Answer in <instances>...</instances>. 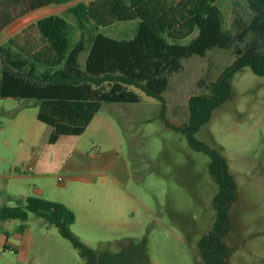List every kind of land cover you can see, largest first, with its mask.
Instances as JSON below:
<instances>
[{
  "label": "rangeland",
  "instance_id": "1",
  "mask_svg": "<svg viewBox=\"0 0 264 264\" xmlns=\"http://www.w3.org/2000/svg\"><path fill=\"white\" fill-rule=\"evenodd\" d=\"M89 1L33 12L0 34V44L51 14L68 21L74 43L82 31L69 9ZM216 4L223 30H231L234 9L244 21L252 16L245 0ZM137 23L119 22L99 32L129 39ZM84 33L82 67L90 26ZM234 62L232 49L193 56L170 78L162 99L132 88L140 102L105 103L83 134L62 136L55 144L48 143L51 128L36 118L38 101L0 99V208L24 205L27 197L62 203L75 215L72 236L96 255L126 252L129 264H208L199 244L218 218L219 185L208 154L172 126L188 124V100L202 91L199 81L209 84L231 72L230 97L193 136L223 158L235 183L221 236L229 252L221 264H264V76L248 66L235 70ZM85 263L53 223L33 213L26 221L0 220V264Z\"/></svg>",
  "mask_w": 264,
  "mask_h": 264
},
{
  "label": "trees",
  "instance_id": "2",
  "mask_svg": "<svg viewBox=\"0 0 264 264\" xmlns=\"http://www.w3.org/2000/svg\"><path fill=\"white\" fill-rule=\"evenodd\" d=\"M71 1L0 0V34L33 12ZM217 1L79 2L69 9L82 31L74 43L64 17L51 14L39 18L0 44V99L38 101L36 118L51 128L48 143L55 144L62 136L83 134L105 103L140 102V95L132 88L162 99L170 78L183 70V62L193 56L204 57L213 48L232 49L235 70L248 66L264 76V0H245L252 14L249 21L234 9L231 30L222 28ZM131 21L138 23L129 39L99 32L100 28ZM86 25L93 35L82 67L79 58L87 50ZM188 38L187 43H180ZM231 74L209 84L199 81L202 91L188 100V124L182 128L172 126L185 133L195 148L208 154L210 173L219 185L215 199L218 218L212 232L199 244L208 264H221L229 252L221 236L228 228L226 210L234 198L235 183L223 158L193 135L230 97ZM28 213L53 223L80 249L85 264H129L126 252L119 256L96 255L80 244L69 230L75 215L62 203L27 197L24 205L1 207L0 220L26 221Z\"/></svg>",
  "mask_w": 264,
  "mask_h": 264
},
{
  "label": "built area",
  "instance_id": "3",
  "mask_svg": "<svg viewBox=\"0 0 264 264\" xmlns=\"http://www.w3.org/2000/svg\"><path fill=\"white\" fill-rule=\"evenodd\" d=\"M28 170L30 171L31 170V167H29ZM59 180H60V182H63V179L60 178Z\"/></svg>",
  "mask_w": 264,
  "mask_h": 264
},
{
  "label": "crops",
  "instance_id": "4",
  "mask_svg": "<svg viewBox=\"0 0 264 264\" xmlns=\"http://www.w3.org/2000/svg\"><path fill=\"white\" fill-rule=\"evenodd\" d=\"M23 27H25V26H23ZM23 27H22V28H23ZM22 28H21V29H22ZM21 29H19L17 32H19ZM17 32H15L14 34H16ZM14 34H13V35H14Z\"/></svg>",
  "mask_w": 264,
  "mask_h": 264
}]
</instances>
